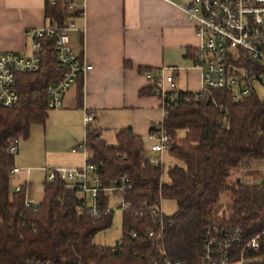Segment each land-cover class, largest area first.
I'll return each mask as SVG.
<instances>
[{
  "label": "trees",
  "instance_id": "16d2710c",
  "mask_svg": "<svg viewBox=\"0 0 264 264\" xmlns=\"http://www.w3.org/2000/svg\"><path fill=\"white\" fill-rule=\"evenodd\" d=\"M72 2L56 0L52 6L46 2V17L62 25L67 17L65 6ZM80 16L81 9L76 8L70 17ZM40 43L37 70L15 75L16 104L0 106V264L27 260L49 264H202L201 234L209 223L239 229L243 242L264 229V181H229L248 163L264 160V96L258 98L255 92L237 102L225 90H210L197 99L189 93L177 94L175 105L164 111L161 127L172 144L166 154L182 166L167 168L166 182L161 181L162 165L148 163L141 139L129 129L117 132L112 147L98 141L93 129L85 130V145L91 155L88 161L95 166L101 184L106 186L121 175L131 183L123 194L127 208L121 211V239L114 247L92 244L95 235L108 229L112 212L94 218L90 208L80 207L76 190L62 182H44L37 207L25 208V186L18 192L10 190L8 171L13 157L6 154V148L10 139H26L32 125L42 126L47 119L43 106L46 88L60 77V71L52 60V42ZM154 88L153 83L144 92L151 94ZM80 94L79 89L78 99ZM178 132H183L182 139H177ZM224 192L229 196L226 218L213 214ZM96 199L103 211L107 198L99 193ZM161 200L173 201L176 210L169 217L161 215L159 226L151 210ZM148 230L154 232L153 238L146 237ZM263 254L264 240L256 251L244 252L243 258Z\"/></svg>",
  "mask_w": 264,
  "mask_h": 264
},
{
  "label": "crops",
  "instance_id": "0c3cea01",
  "mask_svg": "<svg viewBox=\"0 0 264 264\" xmlns=\"http://www.w3.org/2000/svg\"><path fill=\"white\" fill-rule=\"evenodd\" d=\"M45 3L46 0H0V53H29L26 32L50 23ZM73 3L81 9V16L73 20L76 31L70 35V44L73 53L91 70L80 75L79 81L65 92L60 108L50 111L54 114L48 119L49 125L66 133L62 141H67L68 146L60 162L38 169L43 183L42 169L80 168L91 157L87 149L84 153L71 152L85 139L84 114L92 116L88 128L106 146H114L117 132L129 129L141 139L147 157H155L148 151L149 147L145 148V143L152 144L147 138L150 127L162 122L164 110L153 93L144 92L150 86L144 72H149L154 81L175 69L178 93L198 92L200 88L199 73L190 70L199 40L180 8L161 0H73ZM109 135L113 143L107 142ZM23 148V143L22 148L17 145V157ZM76 155L80 160L74 159ZM251 164L245 165L249 168L244 169L246 174L240 180L245 184L263 181L251 171ZM27 173L21 170L17 176L24 180L15 186L26 183L25 196L30 199L32 187L27 184ZM107 200L110 207L117 204L116 199ZM245 264H264V254L247 259Z\"/></svg>",
  "mask_w": 264,
  "mask_h": 264
},
{
  "label": "built area",
  "instance_id": "2783aa9c",
  "mask_svg": "<svg viewBox=\"0 0 264 264\" xmlns=\"http://www.w3.org/2000/svg\"><path fill=\"white\" fill-rule=\"evenodd\" d=\"M182 10L187 22L193 25V34L199 40L195 49L190 70L200 75V88L192 94L193 99L206 94L210 90L229 91L234 102L246 98L255 92V86H264V0H161ZM52 6L56 0H46ZM76 7L74 3L65 6L66 19L62 25L50 22L45 26L26 32L29 43V53H0V106L10 108L17 102L15 91V75L32 73L39 64L41 40L52 42V60L60 71V77L49 84L43 106L48 111L60 108L65 92L75 84L78 75H84L91 67L82 64L73 53L70 35L76 31L73 19L70 17ZM175 69L167 76L152 80L149 72L144 77L154 83L153 95L160 100L165 111L174 106L178 100L174 83ZM163 86H165L163 88ZM213 104V103H212ZM90 114L83 115L84 130L92 122ZM152 144L148 151L155 157H149L150 165H159L160 157L171 149V141L161 127V123L150 127L148 137ZM18 139L8 141L6 154L13 157L16 154ZM86 151L85 139L71 149L72 153ZM45 173L44 182L58 181L76 190L80 207L90 208L94 218L100 214L108 215L117 209L120 212L127 208L123 194L131 188L130 180L121 175L111 179L106 186L101 184L95 166L86 161L80 168L42 169ZM21 170L12 166L8 171L10 177L17 176ZM19 184L12 189L18 192ZM101 193L107 199H116L113 207L106 205L102 210L97 206V195ZM85 202V203H84ZM25 208L35 209L37 204L24 198ZM157 216L156 222L161 225V214L158 205L151 210ZM160 228L158 229V233ZM132 238L136 234L131 235ZM147 238H153L154 232L148 230ZM264 240V229L247 241L241 240L239 229L230 225L209 223L201 234L202 264H245L243 253L256 251L259 243ZM237 249V250H236ZM238 259L232 261V257ZM16 264H49L41 261H24ZM151 264H156L152 262ZM163 264H181L164 261Z\"/></svg>",
  "mask_w": 264,
  "mask_h": 264
},
{
  "label": "rangeland",
  "instance_id": "374dc122",
  "mask_svg": "<svg viewBox=\"0 0 264 264\" xmlns=\"http://www.w3.org/2000/svg\"><path fill=\"white\" fill-rule=\"evenodd\" d=\"M255 94L258 98L264 96V86H255ZM47 120L45 121L44 127L40 125H32L29 130V136L26 140L19 139L18 147L22 148V143L24 144L23 151H21L20 156H13V166L19 170H27V184L30 183L32 187V197L31 201L38 204L42 199V184L43 178L42 174L38 171L40 167H53L55 163H58L63 158V152H66L65 148L68 146L67 141L63 142L62 139L66 136V133L59 132L52 124L49 125L48 119L54 114V112H48ZM49 125V126H48ZM183 132H178L177 139H182ZM108 143L112 142V137L109 135L106 139ZM73 146V145H72ZM149 147V143H145V148ZM70 149V148H69ZM75 160H80L77 155L74 157ZM21 161V163H20ZM83 162V160H82ZM258 162V163H257ZM251 162V171H253L258 180L264 181V160ZM162 165V176L161 181L166 182V170L167 168L178 165L182 166L181 163L173 159L168 154H163L161 156ZM248 167V166H247ZM243 167L239 171H235L230 177L229 181L238 178L241 180L243 175L246 173ZM249 168V167H248ZM247 168V169H248ZM23 182L24 178L22 176L11 177L10 190L14 188L18 181ZM229 204V196L226 192L222 193L219 202L214 208V214L218 217H222L223 214L225 218L228 213H224ZM112 205V202H111ZM159 209L163 216L169 217L175 213L176 207L175 203L170 200H161L159 202ZM121 239V212L117 209L112 211L110 225L108 229L103 232L98 233L94 236L92 244L98 247L112 248Z\"/></svg>",
  "mask_w": 264,
  "mask_h": 264
}]
</instances>
